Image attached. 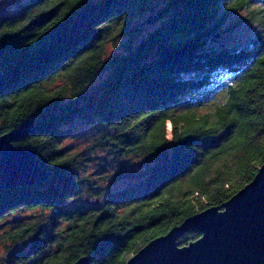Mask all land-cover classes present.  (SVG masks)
Returning a JSON list of instances; mask_svg holds the SVG:
<instances>
[{
  "label": "trees",
  "instance_id": "trees-1",
  "mask_svg": "<svg viewBox=\"0 0 264 264\" xmlns=\"http://www.w3.org/2000/svg\"><path fill=\"white\" fill-rule=\"evenodd\" d=\"M241 10L247 36L213 45ZM0 70V135L31 120L13 145L50 173L0 190V264H124L264 162V0H26L0 19ZM76 117L101 127L69 153ZM101 149L121 161L104 186L79 175Z\"/></svg>",
  "mask_w": 264,
  "mask_h": 264
},
{
  "label": "water",
  "instance_id": "water-1",
  "mask_svg": "<svg viewBox=\"0 0 264 264\" xmlns=\"http://www.w3.org/2000/svg\"><path fill=\"white\" fill-rule=\"evenodd\" d=\"M93 12L92 3L83 6L72 28ZM30 128L31 120H24L18 128L0 135V190L41 183L50 176L38 164L34 150L13 145ZM191 230L199 237L179 246L178 239ZM72 264H89V258L81 256ZM124 264H264V162L251 181L222 206L185 218L148 241Z\"/></svg>",
  "mask_w": 264,
  "mask_h": 264
},
{
  "label": "rangeland",
  "instance_id": "rangeland-1",
  "mask_svg": "<svg viewBox=\"0 0 264 264\" xmlns=\"http://www.w3.org/2000/svg\"><path fill=\"white\" fill-rule=\"evenodd\" d=\"M25 1L26 0H0V19H2L3 17L14 16L20 5H22ZM163 5L164 3L160 2L158 8L162 7ZM244 15V10L238 11L233 14L226 21L223 27L219 29L222 34H218L216 36L217 38L213 39V41L211 40V43L213 45H228L240 37L243 38L247 36L246 34L249 33V29L246 30V25L241 22V19ZM149 16L150 15H148V17ZM148 17L137 18L133 22L134 26H136V24H138L139 22L142 23L144 21L143 27L141 29H143L142 32L146 33L149 29H152L158 24V21L148 23ZM160 21L161 20H159V22ZM232 26L234 28H232ZM230 27L232 29L229 31ZM141 29H138L137 31ZM142 32H140V34ZM112 52L113 51L111 47L106 48L107 55H111ZM85 121L86 120L81 117H76L75 122L68 126L70 128V134L63 143V147L67 152L75 153L83 151L94 140L95 134L99 130L100 125H98L97 122L92 118L90 119V121ZM85 154L87 155L86 157H88L90 160L82 164L83 167L79 170V175L81 177L87 176L89 180L95 181V183L96 181H98L101 183L100 185L104 186L103 184L108 180V177H105V174L109 175L112 169L116 168L118 164L121 163L120 158L117 157V154H114V152L107 153L106 150L102 149L95 150L91 154ZM123 167L133 169L134 171L137 170L135 159H132L131 163H123ZM99 177H102L101 180H98L100 179ZM23 214L24 213H17L9 219L13 217L21 218Z\"/></svg>",
  "mask_w": 264,
  "mask_h": 264
}]
</instances>
